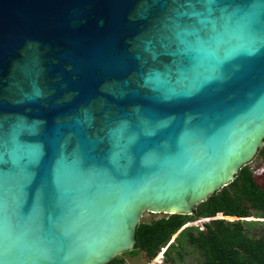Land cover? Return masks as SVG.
Segmentation results:
<instances>
[{"label": "water", "instance_id": "obj_1", "mask_svg": "<svg viewBox=\"0 0 264 264\" xmlns=\"http://www.w3.org/2000/svg\"><path fill=\"white\" fill-rule=\"evenodd\" d=\"M263 145L264 0H0V264H109Z\"/></svg>", "mask_w": 264, "mask_h": 264}, {"label": "trees", "instance_id": "obj_2", "mask_svg": "<svg viewBox=\"0 0 264 264\" xmlns=\"http://www.w3.org/2000/svg\"><path fill=\"white\" fill-rule=\"evenodd\" d=\"M258 156L264 163V145ZM248 217L264 218V186L250 164L231 183L199 203L193 214L140 221L135 248L124 254L142 252L151 261L162 252L165 264H175L194 248L201 254V264H264V234L250 231L264 221ZM198 218L208 220L189 225ZM124 263V256L119 255L109 264Z\"/></svg>", "mask_w": 264, "mask_h": 264}, {"label": "rangeland", "instance_id": "obj_3", "mask_svg": "<svg viewBox=\"0 0 264 264\" xmlns=\"http://www.w3.org/2000/svg\"><path fill=\"white\" fill-rule=\"evenodd\" d=\"M250 166L253 169V171H254L256 177L258 178L259 182L264 186V174H263L264 163H263L262 159L259 158L258 154L250 162ZM164 215H166V214L161 213V212L154 213V212H150V211H145L143 213V216L141 217V221H151L153 219L160 218ZM248 219L264 221V218L248 217ZM191 223H192V225H196V224H193V222H191ZM250 231L254 234H257V235L264 234V223L257 224L256 227L251 228ZM122 255L125 258L124 264H165L166 263L163 261V259H164L163 255L161 257H159L157 260H155L158 257V256H156L151 261H147V257L142 252H137L134 254H124L123 253V254H121V256ZM201 260H202L201 254L196 249L191 248V249H189V253L186 254L183 259L176 260L175 264H201Z\"/></svg>", "mask_w": 264, "mask_h": 264}, {"label": "built area", "instance_id": "obj_4", "mask_svg": "<svg viewBox=\"0 0 264 264\" xmlns=\"http://www.w3.org/2000/svg\"><path fill=\"white\" fill-rule=\"evenodd\" d=\"M263 170H264V168H263ZM206 220H208V218H198V219H195L192 222H193V224L199 225V224H202L203 222H205ZM190 225H192V223ZM158 256H162V252H160V254Z\"/></svg>", "mask_w": 264, "mask_h": 264}, {"label": "snow or ice", "instance_id": "obj_5", "mask_svg": "<svg viewBox=\"0 0 264 264\" xmlns=\"http://www.w3.org/2000/svg\"><path fill=\"white\" fill-rule=\"evenodd\" d=\"M201 2L211 3L213 0H201Z\"/></svg>", "mask_w": 264, "mask_h": 264}]
</instances>
